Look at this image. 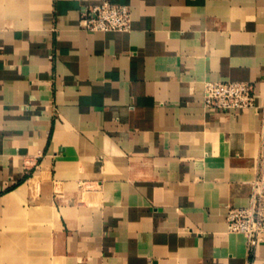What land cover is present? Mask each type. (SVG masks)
<instances>
[{"label": "crops", "instance_id": "crops-1", "mask_svg": "<svg viewBox=\"0 0 264 264\" xmlns=\"http://www.w3.org/2000/svg\"><path fill=\"white\" fill-rule=\"evenodd\" d=\"M103 1L129 30L79 26ZM261 173L264 0H0V218L48 222L39 264H264L225 220Z\"/></svg>", "mask_w": 264, "mask_h": 264}, {"label": "built area", "instance_id": "built-area-1", "mask_svg": "<svg viewBox=\"0 0 264 264\" xmlns=\"http://www.w3.org/2000/svg\"><path fill=\"white\" fill-rule=\"evenodd\" d=\"M130 23L129 7L108 1L83 6L79 13V26L89 31H127ZM203 105L215 111L254 107V85L244 81H207L203 85ZM226 210L227 230L243 234L249 250L260 244L264 240V173L252 181L248 205H228Z\"/></svg>", "mask_w": 264, "mask_h": 264}, {"label": "rangeland", "instance_id": "rangeland-1", "mask_svg": "<svg viewBox=\"0 0 264 264\" xmlns=\"http://www.w3.org/2000/svg\"><path fill=\"white\" fill-rule=\"evenodd\" d=\"M46 226L47 221L25 214L21 208H15L13 214H3L0 218V264H39L38 255L44 252L38 237Z\"/></svg>", "mask_w": 264, "mask_h": 264}]
</instances>
